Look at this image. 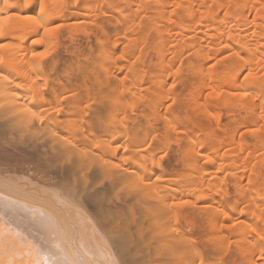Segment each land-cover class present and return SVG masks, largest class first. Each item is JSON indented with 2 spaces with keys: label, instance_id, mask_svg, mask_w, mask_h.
Instances as JSON below:
<instances>
[{
  "label": "bare ground",
  "instance_id": "obj_1",
  "mask_svg": "<svg viewBox=\"0 0 264 264\" xmlns=\"http://www.w3.org/2000/svg\"><path fill=\"white\" fill-rule=\"evenodd\" d=\"M106 1L109 3V0H79V3L75 2V0H41L45 4L44 20H41V13L39 12V5L36 0H7V3H5V0H0V16L12 17L8 21V24L5 25V35L0 36V44L4 45V48L0 49V56H3L6 61L4 65H0V75L7 76L8 80L12 82L10 85L5 83L4 88L9 91L15 90L17 93L15 114L11 111L0 109V191H3L4 195L9 196L12 200H19L21 203L27 204L29 208L40 209L49 213H59L58 219L62 225L67 223L76 226L71 228L68 233L72 244L87 247L90 246L93 240L100 242L104 236H111L109 229L114 222L123 221L126 231L120 237L119 246L113 249V251L118 253V259H124L129 264H158V262H167V264H199L201 260L204 261V264H216V261L220 259V253L213 246L212 241L221 231L223 232V237L229 243L234 242L236 239L238 241L239 239V242H236L239 248L241 244H238L242 243L243 248L240 251L242 262L239 261L241 264H259L257 254L262 245L259 237H256L255 233L251 232V228H256L257 231H260L264 235V216H262L264 214V194H262L264 193V136L257 133L251 139H248L247 136H240L238 133L241 129L244 130L248 126L260 127L264 125V120L260 119L261 113L264 112V87L259 83L246 84L243 80L244 70L248 68H251L257 75H264V72H262L264 70V0H117V3L121 1L119 4H124V9L125 7L128 9L129 13L125 14L127 18L132 16L130 19L143 13L146 16L149 13V7L153 6V11L149 13H153V25L151 24L152 20H149V22L151 21L150 23L148 22L149 25L148 23L145 24L153 26V30L150 29L153 33V41L158 40L159 42L155 45L161 47L160 52H158L160 58L158 61L159 66L157 65L158 62L156 64L153 62L155 64L153 65L157 66V69L155 67L157 71L153 76L152 91L155 99L146 103L145 97L143 95L140 96L142 92L139 91L140 94L137 92L138 97L140 96L142 100L135 99V102H143L141 104L142 108L143 104L146 103L145 107L149 112L151 110L152 114L148 112L150 116H145L146 114L139 107L140 104L136 102L135 111L125 108L130 113L127 114L128 119L125 125L106 123L110 120L118 122L122 118V116L116 113V110H112L114 112H112L113 115L106 114V117L104 113H101L104 116L98 114V117L105 119L100 118L101 126L97 133L93 130L94 128H91L93 123L92 120L91 122L88 120L90 115L87 116L88 118L86 117L87 120H79L80 115L77 117L79 112V104H76L77 100L74 103L75 105L72 104L71 107L74 105L73 109L75 110L76 105H78L75 117L79 118V121L78 123L77 119L73 121V123L76 122L77 124L67 122L70 117L71 120H74L73 116L75 112L73 115V110H68L73 116H66L69 115L67 105L64 100H58L59 96L71 98V95H66L65 92L61 91L63 90L65 80L70 81V78H68L69 73L65 69L63 71H60L61 69L58 70L61 58H63L58 53V48L62 45L59 44L58 38L63 28L45 37L40 24L43 23L45 26L52 27L56 23H59L65 27L67 25L64 22L66 21L68 24L69 21L67 22V20H72L74 17L94 16L95 18L91 17L94 18V21L87 20V22L83 21L82 23V30L87 31L86 29L89 26L86 28V24L96 25L98 20H103L106 17L103 15L104 12L108 14H110L109 11L112 12L111 10H105L106 8H100L104 7ZM177 4L181 5V7H176L175 5ZM98 5L99 7H97ZM116 5H111V8L113 7V10L116 9L117 11L123 7L118 8ZM138 6H140L139 12L136 11ZM96 8H100V10ZM90 11L96 12L94 14L92 12L91 14L89 13ZM27 17H34L35 19H27ZM121 19L122 21L118 19V22L124 24V19ZM137 21L139 20L137 19ZM126 22L129 21L126 20ZM142 22L140 20L136 24L134 23L136 27H133L132 31H129L130 27L123 28L120 31L116 30L113 33L114 36L112 35V37L104 40L105 42L102 44L103 48H101V51H106L105 49H107L108 54H111L110 57L112 58L111 61L105 64L106 70L105 67H102V70L105 72L103 76L106 77L105 81L109 82L108 85H111L110 79H117L118 73L123 71L127 66L128 69L126 70H129L130 75L133 73L132 76H136H134L135 78L131 77L132 80L134 79L133 82H135V85L131 86L136 87V81L139 79H136L137 76L144 78L147 74L148 69H142L145 61H143L145 54H142L147 49L146 45H149L147 43L149 38H151L149 37L151 33L147 34L144 32L143 27L145 25ZM75 23L77 24V22ZM112 23V25L116 26L115 21ZM94 28L96 29L95 26L92 29L94 30ZM125 35L128 37L127 40L124 39ZM117 36L120 37L119 40H117ZM40 38L44 39L43 44L32 43L33 40ZM125 45H127V48ZM249 48L255 50V55L247 51ZM48 49L52 52V55L48 59L42 62L33 60V52H42ZM119 50L120 53L117 56L123 53L125 57L123 60H117L112 57V54H115ZM135 50L139 51V55L137 53V56H135ZM157 51L153 52L157 54ZM73 52L69 53L71 57ZM133 53L135 55H132ZM237 53L240 57H243V60L235 56ZM189 55H194V57L193 59H189L187 64L185 63V58L189 57ZM77 56L79 59V55ZM133 56L143 63L135 59L136 62L133 61L131 65V61L129 62L128 60L130 58L133 59ZM197 57L201 58V60L197 61L194 59ZM209 57H212V59L209 60ZM26 58L30 60H25ZM199 58L197 59L199 60ZM79 61L81 60L77 61L75 73L83 74L82 76L85 77V74L87 76L90 73V71H87L89 64L86 66L88 62L84 61V63H81ZM124 61L129 62L131 66L127 65ZM216 61H219V63L216 64L215 68H212L211 65ZM50 62L54 66H49ZM121 62H124L126 65L124 66L123 63L120 65L119 63ZM138 62L139 65L142 64V68H139V65H137L139 66L138 68H135V64ZM33 63L41 65V70L44 74L43 85L40 79H36L37 74L32 72ZM100 65L102 66V64ZM110 66L113 68L108 69ZM129 67L133 68V72L130 71L131 68ZM173 67L180 68V77L176 75L175 68ZM155 69L153 68V71ZM184 70L187 71L186 76L194 78L193 82L197 87L193 89L195 92L197 91L196 95L194 93L195 97L193 99L190 98L192 94L189 97L190 101H192V103L190 101L189 103H191V106L193 104L192 108H189L192 114H189L190 112L187 111L189 103L188 101L185 102L183 98L186 94L183 96L182 91L179 90L181 91L180 97L182 96L179 98V94L177 95L176 91H174V94H172L173 90L172 92H168L170 79L178 77L180 79H178L179 82L184 81L186 76L184 77L181 74ZM51 72L54 74V77L52 75V79L50 78ZM93 74H91V77H93ZM126 75L130 76L129 74ZM103 76L99 77L98 75V78H101L100 82H103ZM33 79H35V84L32 83ZM118 79L121 78L119 77ZM83 80L84 78L82 77ZM16 83H23L31 87H41L44 98L42 100L38 96L33 98L29 87L15 89ZM142 84L144 83H141L140 86ZM118 85L120 86V84ZM124 85L127 87L128 84ZM209 85L218 92L224 93L220 100H209L208 92L211 90ZM240 85H244V87L241 88ZM59 87L62 93L59 90L57 91ZM66 87L68 88V86ZM102 87L104 86L102 85ZM111 87H113V83ZM114 87L113 89H116ZM126 87V92L132 90L129 86V88ZM186 88L188 90V87ZM73 90L76 92L77 89ZM245 90L250 93L248 97H243L242 95L233 97L229 95L233 91L243 92ZM120 91L122 90H118V92ZM132 91L131 95H129L130 97L132 93L138 90ZM188 91L191 92L190 90ZM123 92L125 93V91ZM129 92L127 93L129 94ZM112 93L115 94V91H111ZM146 93L148 92L146 91ZM74 94L76 93L72 95L75 96ZM168 95H171L178 105L185 102L183 105L186 104L184 107L188 113L184 115L185 111L183 110L184 113L181 112L185 116L181 115L184 118L182 121H180L182 118L179 119L181 117L179 115L181 111H179V107L173 108L172 106V108H169L166 106L162 108V105L164 106L166 102H169L167 99ZM202 97L203 99H201ZM125 98L128 100L127 97ZM6 99L10 98L0 97V103ZM122 99L124 100V98ZM181 99L183 102H180L182 101ZM116 100L114 99L115 103L118 102ZM55 101L56 103L53 104ZM78 101L80 100L78 99ZM125 101L124 103H126ZM199 101L201 102L200 104ZM128 102L127 104L130 103ZM26 104L33 111H41V109L46 111L43 124L39 122L29 124L26 122V114L20 111ZM183 105H181L182 108ZM115 106L117 107V105ZM123 106L121 104V107ZM196 106L200 107L196 108ZM6 107L8 106L6 105ZM57 107L61 111H54ZM223 108L227 109L225 115L228 121L226 122H222L223 119L221 120V110ZM92 109L94 110V108ZM117 109L122 108L117 107ZM242 109L246 111L244 116L239 117V119L238 117L237 119H233L232 117L235 118V113H240L238 111ZM90 112L88 110L87 113ZM207 112H211L214 116L218 117V121L211 119L207 115ZM195 115L201 120H196L197 116L194 118ZM160 119L165 121L166 129L164 130L166 132L169 131L167 133H170V128L174 127L177 133L181 134L179 135L178 144L180 148L176 149L177 151L174 153L176 157H173L175 156L173 155L172 159L169 158V162L171 164L173 162L180 163L183 170L188 169L186 170L188 172L184 171L185 173H183L182 171L181 174H184L182 179L179 180L182 176L180 175L181 171H178L180 177L174 178V176L172 177L173 173L168 172V168L165 170L163 164L152 163L153 148H156L153 142L152 146L154 147L149 148L150 152L147 156L138 153L132 156L129 163H126V165H129V167L125 166L128 169L127 173L122 172V169L125 168V162L121 160L124 165L120 164L121 169L116 170L119 175H117L115 180L109 178L110 186L108 185L109 187L107 188L104 186V189L102 188V184H100L101 187L100 185L97 186L93 178L103 172L106 167L103 162L105 160L109 161V158L117 157L121 153L124 154L123 150L114 152L113 149L117 145H123L128 148V154H130L134 146H143L145 140L152 143L153 139L149 141L150 135L155 138L160 136L159 132H157L159 128H157L159 125L157 122L159 123L158 120ZM94 124L96 125V123ZM77 127L79 128L78 132L75 131ZM146 128L153 129V131L149 133L147 131L144 132L143 129ZM141 131L144 133L139 136ZM218 131H223L226 136L221 137ZM53 132L57 133V136H53ZM172 134L175 135L176 133ZM64 140H70L71 144L65 145ZM88 144H90L89 148L93 146V150L91 149L87 152L89 156L84 161L89 168L86 173L88 182L84 183L82 178L81 180H77V173L81 170L79 152L82 151L81 148H84L86 145L88 146ZM96 144H99L100 147H95ZM84 149V152H86V147ZM69 150L75 153L72 157L76 161L75 165H66L62 159H57L61 152H68ZM156 150L159 151L158 148ZM122 154L121 156H123ZM180 155H182L181 159ZM115 162L118 164L122 163ZM141 164L144 166L141 167ZM180 164L177 166L179 167ZM179 168L182 170L181 167ZM225 171L231 177L229 175L228 177L227 175L220 176ZM5 173L13 179L16 188L11 190L4 189L3 180ZM135 174L143 176L145 184L135 191L120 193L119 198H114L115 194L119 191V189H116L118 184L126 182L125 177H131ZM157 177H162V179L157 180ZM229 177L232 181L231 184ZM176 180H179V182H176ZM243 180H246V183L242 184ZM249 180H251V183H249ZM170 184L173 186H170ZM230 185H233L237 192L242 193L240 195H244L243 200L237 201L235 198L234 202H232L233 198L229 192ZM190 194L195 197L194 201L192 199V203L178 208L173 207L174 204H177L175 203L177 202L175 199H178L179 196L182 199V196H190ZM187 198L185 199L184 197L183 199L187 200ZM123 199L124 201L126 200V204L130 200H134L135 203L133 201L132 203L134 204L128 206L120 204V207H116L117 203H120ZM64 201H69L70 206L65 204ZM114 203L116 204L115 206L113 205ZM198 203L202 205H198ZM122 206L125 209L121 208ZM186 206L192 207L186 208ZM194 209H197L198 212H196L197 210L194 211ZM210 209V226L208 224L202 226L204 228L201 230L204 231L202 234L198 235L190 230L186 231L183 229L186 226L183 225V227L181 225L182 222H186L194 228L197 225L198 214L202 213L201 215H203L205 213L207 215ZM194 213L197 217L196 220ZM223 213L231 216L233 222L239 220L242 223L236 224L234 228L222 230L220 225L227 223ZM129 218H131V223H128ZM93 228L96 230L95 236H93ZM33 232L36 234L35 229ZM40 234L46 233L41 230ZM115 239L116 237H112L109 243H112ZM230 249L232 250V248ZM230 249L223 256V259L228 261L229 264H234L240 254L235 252L236 250L231 251ZM240 257L238 260H240Z\"/></svg>",
  "mask_w": 264,
  "mask_h": 264
},
{
  "label": "snow or ice",
  "instance_id": "obj_2",
  "mask_svg": "<svg viewBox=\"0 0 264 264\" xmlns=\"http://www.w3.org/2000/svg\"><path fill=\"white\" fill-rule=\"evenodd\" d=\"M39 5V12L41 13L40 19L44 20L43 13L45 12V4L41 2V0H36ZM75 2L79 3V0H75ZM7 3V0H5ZM176 7H181V5L177 4ZM99 7V5L97 6ZM136 11H140V6L136 8ZM104 16H107L108 13L104 12ZM12 19L11 16L5 17L0 16V36L5 35V25L8 24V21ZM27 19H35L34 17H27ZM83 23V21H81ZM40 27L43 31L44 36L52 35L59 31V29L63 28L64 25L56 23L55 26L48 27L45 24L41 23ZM101 32H103V27L100 23L96 25ZM133 26L129 28V31H132ZM106 35V33H105ZM120 37L117 36V40ZM125 40L128 39L127 35L124 37ZM103 44V41H99ZM33 44H43L44 39H36L32 41ZM127 48V45H125ZM4 48L3 44H0V49ZM249 53L255 55V50L249 48L247 50ZM52 55L50 49L42 51V52H33L32 57L33 60L44 61L48 59L49 56ZM240 60H243V57H240L239 54H235ZM111 58V57H109ZM124 54L121 53L116 57L117 60H123ZM209 60L212 57L208 58ZM6 61L3 56H0V65H4ZM219 61H216L211 65L212 68L216 67ZM49 66H54L51 64ZM180 68L175 69V73L178 76L180 74ZM32 72L37 74L36 79L41 80V84L43 85V72L41 70V65L33 63ZM264 72V70H262ZM243 80L246 84H256L259 83L262 87H264V75H257L251 68L244 70ZM11 84L12 82L8 80L7 76L0 75V97H8L10 99H6L4 102L0 103V109H5L6 111H11L13 114L16 113V96L17 93L15 90H7L4 88V84ZM35 84V79L32 81ZM238 83V82H237ZM24 87H29L32 92L33 98L39 97V99H43V91L41 87H31L29 85L23 83H16L15 89H20ZM211 88V86L209 85ZM241 88L244 85H240ZM176 88V83L172 82L168 86V92H172ZM135 96V93H132ZM223 92H218L215 88H211L208 92V98L211 101L220 100L221 96H223ZM230 96H243L248 97L250 95L249 91L245 90L243 92L233 91L229 93ZM61 100H67V96L58 97ZM167 99L170 101L168 104L169 108H172L177 102L171 95L167 96ZM6 105L8 107H6ZM90 107L89 104H85V111L83 115H88L86 109ZM128 109L135 111L136 105L135 103H129L126 106ZM21 112L26 114V122L31 124L33 122H39L40 124L44 123L46 111L41 109V111H33L32 108H29L24 105L23 108L20 109ZM54 111L59 112L61 109L59 107L55 108ZM207 115L213 119L218 121V117L214 116L211 112H207ZM128 117L126 114H122V118L116 122L114 120L107 121L106 123H119L120 125H125ZM261 120H264V112L261 113ZM75 131H79V128H75ZM171 133H176L175 135H171ZM257 133H260L264 136V125L260 127H252L248 126L243 131H240L238 134L240 136L252 135L255 136ZM53 136H57V133L53 132ZM150 139H156L155 137H151ZM65 145L71 144L70 140L63 141ZM179 144V133L173 127L170 128V133L168 136H165L161 142L153 148L152 152V163L153 164H161L166 160L169 156V150L173 149L174 145ZM95 147L99 148L100 145L96 144ZM110 147V146H109ZM152 144L145 140L143 146L136 145L132 149L131 154H127L129 152L128 148L123 145H117L113 151L123 150L126 154L121 157V159L127 163L132 159L133 155L138 153L145 154L147 156V149L152 148ZM159 149L157 151L156 149ZM175 150V149H173ZM75 153L72 150L68 152H61L57 157L58 160L62 159L63 163L66 165H75L76 161L73 160V155ZM89 154L84 151L79 152V163L81 164V170L77 173V180H83L84 183L88 182V177L86 175L89 170L88 166L84 163V161L88 158ZM104 165L106 166L103 172L100 175H97L93 178V181L97 184H103L104 181L109 178L115 180L119 173L116 170L121 169L120 164H112L110 161L105 160ZM144 165L141 164V167ZM128 169H122L123 173H127ZM219 171V169H218ZM126 181L123 183V186L119 188V191L115 194L114 198H119L120 193L132 192L139 189L142 185L145 184V178L139 174H135L131 177H125ZM157 180L162 179V177H157ZM71 183V182H70ZM251 183V180H249ZM4 189L11 190L16 188V184L12 178L8 177L5 173L3 180ZM223 191V189H221ZM264 194V193H262ZM65 204L70 206L69 201H64ZM189 201L181 200L177 204H174V208L182 207L187 205ZM0 264H129L128 261L124 259H118V253L113 251V249L117 248L120 244V237L125 233L126 228L123 221L114 222L109 229L111 236H104L100 242H93L90 246H82L77 244H72L69 238V231L71 228L76 227L71 224H61L59 221V213H49L46 211H42L40 209L29 208L27 204L21 203L19 200H12L9 196L4 195L3 191H0ZM79 211V210H78ZM242 211V210H241ZM225 220L227 223L220 225L221 229L234 228L236 224H240L239 220L233 222L231 216L227 213H223ZM264 216V214H262ZM128 223H131V218H129ZM35 229L36 234H34L33 230ZM41 230H43L46 234H40ZM251 232L255 233L256 237H259L261 247L260 251L257 254L259 258V264H264V235L261 234L260 231H257L256 228H251ZM96 235V230L93 228V236ZM112 237H116V239L109 243V240ZM213 246L220 253V259L216 261V264H229L228 261L223 259V256L226 252L232 248V244L229 243L224 237L223 232L221 231L212 241ZM158 264H167V262H158ZM199 264H204V261L201 260Z\"/></svg>",
  "mask_w": 264,
  "mask_h": 264
},
{
  "label": "rangeland",
  "instance_id": "obj_3",
  "mask_svg": "<svg viewBox=\"0 0 264 264\" xmlns=\"http://www.w3.org/2000/svg\"><path fill=\"white\" fill-rule=\"evenodd\" d=\"M116 3H117V0L115 1V0H109V3L106 1V3H105V5H104V7H100V8H102V9H104V8H106L105 10H111L112 12H110L109 11V13L110 14H108V16H106V17H104V19L105 18H107L106 20H98V23H100L101 25H102V27H103V31L104 32H101L100 31V29H98L97 27H96V25L98 24H96V25H89V24H84L85 26H86V28H87V26H89L88 28H89V30H88V28L86 29L87 31H83L82 29V27H83V25H82V23H81V20L82 21H84V22H87V20L88 21H94V16H79V17H74V19L72 18V20L70 19V20H67V22H68V24L66 23V21L64 22L65 23V25H67V26H65V27H63V29L61 30V34H60V37L58 38V40H59V44L61 45V46H59V48H58V53L60 54V56H62L63 58H61V61H60V65H59V69L58 70H60V71H63V69H65L69 74H68V78H70V81L68 82L67 80H65V83H64V86H63V90H61V91H63V92H65V94L66 95H71V98H68L67 100H64V102H65V104L67 105V111L69 110H73V115H74V112H75V115L73 116V115H71V113H69V111H68V113H69V115H66V116H68V117H70V115L71 116H73V118H74V120H71L70 118H68L69 120H71V121H67V119H65L67 122H72L73 123V121H75L76 119H77V123H78V121L79 120H81V119H85V120H87V116L88 115H90L89 116V118H88V120H90V122H91V120H92V123H93V125L91 126V128H94L93 130H95L97 133L99 132V129H100V126H101V124H100V118H103V117H98V114L100 115V116H104L105 115V117L108 115V114H112L113 115V111L114 110H116L117 112V114L119 115V116H122V114H124L125 112V114L127 115L129 112H127L126 111V109L125 108H127L126 106H127V102L129 101L130 102V99H131V97H133L132 99H131V102L130 103H139L140 105H139V107L141 108V110H142V112L144 113V114H146L145 116H150V114H152L151 112V110H150V112H149V110L145 107V104L146 103H148V102H151V101H153L154 99H155V97H153V80H154V73H156V69H157V66H154L159 60H160V58H159V53L158 52H160L159 50H160V48L161 47H158L159 45H155L156 43H158L159 41L158 40H154L153 41V33H152V30H153V26H148L149 25V23L151 22H149V20H152L153 19V13H151V14H149L150 12H152L153 11V6H151V7H149V9H148V14H146V16L144 15L145 13H143V14H140V15H138L137 17L136 16H134L135 18H132L133 19V21H132V19H130L132 16H130V17H128L127 18V16H126V14H128L129 12H128V9H126V7H125V9H124V4H119V3H121V1H119V3H117V5H116ZM116 5V6H118V8H121V6H123L120 10H117L116 11V9L115 10H113L114 8L112 7L111 8V5L113 6V5ZM100 8L98 9V8H96L97 10H100ZM123 9V10H122ZM96 10V11H97ZM149 10H151V11H149ZM96 11H90L89 13H91L92 14V12H93V14H94V12H96ZM115 11H116V13H115ZM120 12V13H119ZM128 12V13H127ZM126 13V14H125ZM112 16H113V18H112ZM118 16H122V17H118ZM91 17H94V18H91ZM125 17H126V19H125ZM76 18V19H75ZM112 18V19H111ZM121 18H123L124 19V24H120L119 22H118V19H120L121 21H122V19ZM111 19V20H110ZM129 19V20H128ZM136 19V20H135ZM137 19L140 21V20H142L143 22V24L145 25L143 28V30H144V32H146L147 34H149V33H151V34H149L150 36L149 37H151V38H149V41H148V43L147 44H149L148 46L146 45V47H147V49H145V53L143 52V54L142 55H144L145 54V57H147V58H143V61H144V63L142 62V61H139V60H137L138 58L136 57H132L133 59H131L130 57V59L128 60L129 62H130V64L132 65V63H133V61L134 62H136L135 61V59L137 60V61H139V62H141V63H143L144 65V67L142 68L141 66H142V64L141 65H139V62L138 63H136L135 64V68H138L139 66V68H142V69H148V72H147V74L144 76V78H142L141 76H137V78L136 79H138L139 80V82H138V80L136 81L137 82V84H136V87H138V88H136L135 86H131V85H135L134 83L135 82H133L134 81V79L132 80V78L131 77H134V76H132V74L133 73H131V75H130V72H129V70H126V69H128V66L127 67H125L124 69H123V71H121V72H119L118 73V75H117V77L119 78H121V79H110V84L111 85H108L109 84V82H107V81H105V79H106V77H104L103 76V73H105L104 72V70H102V67L104 68L105 67V70L107 69L106 68V65L105 64H107L109 61H111L112 60V58H109L108 59V57H110V55L108 54V51H107V49H105L106 51H101V48H103L102 47V44L99 42V40L101 41H103V42H105L104 40H107V38L108 37H112V35L114 36V31H120V30H122L123 28H127V27H132L133 26V24H132V22L133 23H135L136 24V22H139V21H137ZM145 19H147V20H144ZM108 20V21H107ZM113 20V21H112ZM126 20L127 21H129V22H126ZM135 20V21H134ZM107 21V22H106ZM115 21V24H116V26L115 25H112V24H114V23H112V22H114ZM132 21V22H131ZM72 22V23H71ZM75 22H77V24L75 23ZM122 22V23H123ZM149 22V23H148ZM69 23H71L70 25H69ZM78 23H80V24H78ZM112 23V24H111ZM118 23H119V25H118ZM129 23V24H128ZM148 23V25H146V24ZM153 23V20H152V22H151V24ZM74 24H76V25H74ZM134 24V25H135ZM138 24V23H137ZM150 24V25H151ZM121 25H122V27H121ZM153 25V24H152ZM69 26H70V29H69ZM75 26V27H74ZM96 27V29L94 28V30L92 29L93 27ZM147 26V27H146ZM92 27V28H91ZM116 27V28H115ZM136 27V26H135ZM150 27V28H149ZM65 28V29H64ZM147 29V30H146ZM150 29H152V30H150ZM69 30H72V31H69ZM85 32V33H83V32ZM151 31V32H150ZM88 32H90V33H88ZM73 33V34H72ZM104 33H107L106 34V36H105V34ZM111 35H110V34ZM116 33V32H115ZM66 34H67V36H66ZM84 34V35H83ZM102 34H104V36H102ZM66 36L65 38H64V36ZM71 36V37H70ZM62 38V39H61ZM97 38H99V39H97ZM105 38V39H104ZM98 40V42H97V40ZM107 42V41H106ZM92 44V45H91ZM123 44H124V42H123ZM122 44V46H124ZM65 46V48H64V46ZM80 45V46H79ZM82 45V46H81ZM154 45V46H153ZM67 46V47H66ZM101 46V47H100ZM121 46V47H122ZM157 46V47H156ZM62 47V48H61ZM68 47H71V48H68ZM96 47V48H95ZM148 47H150L149 49H148ZM67 48V49H66ZM75 48V49H74ZM78 48H79V50H78ZM107 48V47H106ZM153 48H154V50H153ZM156 48V49H155ZM72 49V50H71ZM71 50V51H70ZM97 50H99V51H97ZM108 50H109V48H108ZM156 50H158L156 53L158 54V56H157V54H155V52H153V51H156ZM67 51V52H66ZM70 51V52H69ZM74 51V52H73ZM101 51V52H100ZM136 51V55H135V53H133L132 55H135V56H137V53H138V55H139V51L137 52V50H135ZM71 52H73L72 54V57H71V54H69V53H71ZM97 52V53H96ZM99 52V53H98ZM118 52V53H117ZM115 54H112L113 56L112 57H114V58H116L115 56H117L119 53H120V50L119 51H117ZM69 54L70 55V57H68L69 55H67V54ZM76 53V54H75ZM88 53V54H87ZM103 53V54H102ZM105 53V54H104ZM109 53H110V51H109ZM154 53V54H153ZM61 54H63V55H61ZM100 56H99V55ZM65 55V56H64ZM77 55H79V59H78V56ZM89 55V56H88ZM156 55V56H155ZM131 56V55H130ZM141 56V55H140ZM82 57V58H81ZM158 57V58H157ZM193 57H194V55H189V57H187V58H185V63H187L188 64V60L189 59H193ZM65 58V59H64ZM88 60H87V59ZM197 58H199V57H197ZM197 58H194L195 60H197V61H200L201 60V58H199V60L197 59ZM148 59V60H147ZM25 60H30L29 58H26ZM78 60H81V61H79V62H81V63H84V61H86V62H88V63H86V66H87V64H89L88 66H87V68H88V70L87 71H90V73L91 74H93V72H94V74L92 75L93 77H91V74L89 73L87 76H86V74H85V77H86V80H85V77L84 76H82L81 74H77V73H75V68L77 67V61ZM108 60V61H107ZM76 61V62H75ZM90 61V62H89ZM94 61V62H93ZM97 61V62H96ZM107 61V62H106ZM95 62H96V64H95ZM101 62V63H100ZM103 62V63H102ZM125 62V61H124ZM121 62V63H119L120 65L123 63V65L125 66L126 64L125 63H127V65H130L129 64V62ZM155 64H154V63ZM74 63V64H73ZM95 64V65H94ZM100 64H102V66L100 65ZM154 64V65H153ZM130 65V66H131ZM137 65H139V66H137ZM158 66H159V62H158V64H157ZM75 66V67H74ZM90 66V67H89ZM94 66H96V67H94ZM147 66H148V68H147ZM185 66H186V64H185ZM184 66V67H185ZM73 67H74V69H73ZM155 67H156V69H155ZM100 68H101V70H100ZM110 68H113L112 66H110L108 69H110ZM129 68H131L130 69V71L131 72H133V68L132 67H129ZM153 68L155 69L154 71H153ZM173 68H175L176 69V67H173ZM69 69V70H68ZM94 69V70H93ZM183 69H185V68H183ZM64 70V71H65ZM99 70V71H98ZM98 71V72H97ZM102 72V76H103V82L101 81L100 82V80H101V78L99 79L98 78V75H99V77H102L101 76V72ZM129 73H128V72ZM138 71H140L139 69H138ZM184 71H186V70H184ZM181 72V74H183L184 75V77L187 75L186 73H187V71L186 72ZM125 72H127V73H125ZM71 74V75H70ZM73 74V75H72ZM126 74H129L130 76L128 77V75H126ZM52 75H53V77H54V74H53V72H51V75H50V78L52 79L53 77H52ZM94 75H95V77H94ZM125 75V76H124ZM182 75V76H183ZM189 75V74H188ZM72 76H74V77H72ZM127 76V77H126ZM181 76V77H182ZM82 77L84 78V80L83 81H85L86 82V84H85V82H83L82 81ZM124 77V78H123ZM136 77V76H135ZM134 77V78H135ZM152 77V78H151ZM178 77H180V75H178ZM178 77H174V78H172V79H170L169 80V82L170 83H172V82H175L177 85H176V88H175V90H173V93L172 94H174V91H176V94L178 95L179 94V98H181L180 97V92L181 93H183V98L185 99L184 101L186 102V101H188V103H189V101L191 100L190 98H192L193 99V97H195V95H196V92H195V90H193V89H195V88H197L196 86H195V84H194V78L192 77V76H186V78L184 79V81H186V82H184V81H180V82H182V83H180L179 82V78ZM188 77V78H187ZM90 78V79H89ZM127 78V79H126ZM129 78V79H128ZM150 78V79H149ZM190 78H191V80H190ZM125 79H126V81H125ZM159 79H161V78H159ZM175 79V80H174ZM179 79V80H178ZM182 79V78H181ZM90 80V81H89ZM96 80V81H95ZM97 80H98V82H97ZM117 80V81H116ZM130 80V81H129ZM178 80V81H177ZM190 80V81H189ZM107 82V84H105V82ZM128 81H129V83H128ZM132 81V82H131ZM72 84H71V83ZM78 82V83H77ZM117 82V84H115V83ZM125 82H127V83H125ZM144 83V84H142L141 86H140V84L141 83ZM178 82V83H177ZM183 82H184V85H183ZM189 84H188V83ZM193 82V83H192ZM76 84V85H74V84ZM98 83V84H97ZM112 83H113V87L114 88H116V89H113V87H111L112 86ZM131 83V84H130ZM185 83H186V85H185ZM100 84H101V86H100ZM118 84H120V86L118 85ZM124 84H128L127 85V87L129 86H131L130 88H132V90L133 91H135V89L136 90H138V91H136L135 93V97L132 95L131 97L129 96V95H131V91L129 92V91H127V92H129V94L126 92V89H125V85ZM150 84V85H149ZM180 84V85H179ZM191 84H193L194 85V87H193V85H191ZM72 85H73V87H72ZM78 85V86H77ZM102 85L104 86V87H102ZM107 85V86H106ZM124 87H123V86ZM149 85V86H148ZM182 85H183V87H182ZM188 85V86H187ZM66 86H68V88L66 87ZM90 86V87H89ZM106 86V87H105ZM110 86V87H109ZM119 86V87H118ZM147 86H148V88H147ZM75 87V88H74ZM78 87V88H77ZM89 89H88V88ZM119 89H118V88ZM126 87V88H127ZM128 87V88H129ZM185 87H188V90H190L191 92H189L188 90H187V88L185 89ZM189 87H190V89H189ZM192 87V88H191ZM67 90H66V89ZM80 88V89H79ZM112 90H111V89ZM123 88V89H122ZM142 89V91H141V89ZM182 88V89H181ZM61 89H62V87H61ZM73 89H77L76 90V92L73 90ZM125 89V90H124ZM59 90V92L60 93H62L61 91H60V87H59V89H57V91ZM66 90V91H65ZM117 90V91H116ZM118 90H122V91H120V92H118ZM128 90V89H127ZM150 90V91H149ZM179 90H181V91H179ZM193 90V91H192ZM197 90V89H196ZM111 91L113 92V91H115V94L114 93H112L111 94ZM123 91H125V93L123 92ZM132 91V92H133ZM142 92V94H140V92ZM146 91L148 92V93H146ZM185 91H187V92H185ZM68 92V93H67ZM118 92V93H117ZM137 92L140 94V96L141 95H143L144 97H145V101H146V103H145V101H144V103L145 104H143L144 106H143V108L141 107L142 105V103L141 102H138V101H136L135 102V99L136 100H139V101H141L142 99H141V97L139 96L138 97V95H137ZM144 92V93H143ZM151 92H152V94H151ZM179 92V93H178ZM73 93H76V94H74L75 96H73L72 94ZM120 93V94H119ZM194 93H195V95H194ZM111 94V95H110ZM125 94H127V95H125ZM147 94V95H146ZM149 94V95H148ZM151 94V95H150ZM192 94V95H191ZM115 95V96H114ZM147 97H146V96ZM177 95H175V96H177ZM190 95H191V97H190ZM73 96V97H72ZM117 96V97H116ZM150 96H151V98H150ZM187 96H188V98H187ZM59 97H61V96H59ZM116 97V98H115ZM124 98V100L122 99V98ZM125 97H127L128 98V100L125 98ZM137 97V98H136ZM150 98V100H149V98ZM190 97V98H189ZM52 98V97H51ZM74 98V99H73ZM76 98V99H75ZM112 98H113V100H112ZM121 100H120V99ZM147 98V99H146ZM187 98V99H186ZM78 99L81 101H78ZM84 99H86V100H84ZM114 99H119L118 100V102H116L115 103V101H114ZM144 99V98H143ZM153 99V100H152ZM201 99H203V97L201 98ZM50 100H52V99H50ZM59 100V99H58ZM70 100V101H69ZM76 100H77V103L76 104H79V109H78V114H77V117L79 116V118H76L75 116H76V108H77V106L78 105H76V108H75V110L73 109V107H75L74 105V103L76 102ZM116 100V101H117ZM126 100V101H125ZM132 100H133V102H132ZM182 100V99H181ZM53 101H54V99H53ZM124 101L126 102V103H124ZM201 101V100H200ZM199 101V104L201 103ZM88 102V103H87ZM121 102V103H120ZM128 102V103H129ZM180 102H183V100L182 101H180ZM185 102H183V104L185 103ZM191 103H192V101H190ZM203 102V101H202ZM56 103V101L53 103V104H55ZM71 103V104H70ZM120 105H119V104ZM168 103H170V101L169 102H166V104H164V106L162 105V108H165L166 106H168ZM191 103H189L188 104V110L187 111H189L190 112V110H189V108L191 107L192 108V106H193V104H192V106H191ZM216 103V102H215ZM214 103V104H215ZM72 104H74L73 105V107H71L72 106ZM85 104H89L90 105V108L89 109H87V112H88V110H89V112L90 113H88V115H83V112L85 111L84 109V105ZM121 104H122V106L123 107H121ZM177 104V103H176ZM173 105V108H178L179 109V111H180V113H179V115L181 116L182 115V113H184L183 112V110L185 111V114L184 115H186V113H188V112H186V110H185V105H183L182 103H180L181 105H183V108H182V106L181 105ZM199 104H197V105H199ZM216 104H218V103H216ZM215 104V106H217ZM68 105H70L69 107H68ZM115 105H117V107L118 108H122V109H119L120 111H122L121 113H120V111L117 109V107L115 106ZM119 105V106H118ZM81 106V107H80ZM113 106H114V108H113ZM181 106V107H180ZM201 106V105H200ZM200 106H198V107H200ZM100 109V111H98L97 112V110H99L98 108ZM187 107V106H186ZM197 106H196V108H198ZM68 108H72V109H68ZM83 108V109H82ZM92 108H94V110L92 109ZM102 108V109H101ZM104 108V109H103ZM111 108H113V109H111ZM139 108V109H140ZM182 108V109H181ZM82 109V110H81ZM91 109V110H90ZM124 109V110H123ZM103 110V111H102ZM113 110V111H112ZM127 110H129V109H127ZM223 110V111H222ZM221 110V113L223 114H221V120H222V122L223 121H228V118L226 117V111H227V109L226 108H223ZM243 110V111H242ZM242 110H240V111H238V112H240V113H235V118L234 117H232L233 119H237V117H238V119H239V117H242V116H244V114H245V112L246 111H244L245 109H242ZM145 111V112H144ZM82 112V113H81ZM113 112V113H112ZM119 112V113H118ZM150 114H149V113ZM182 112V113H181ZM192 112V111H191ZM189 113V114H192V113ZM244 112V113H243ZM80 113V114H79ZM94 113V114H93ZM101 113H104V115H102ZM115 113V114H116ZM92 114V115H91ZM97 116H96V115ZM107 114V115H106ZM116 114V115H117ZM130 114V113H129ZM82 115V116H81ZM95 115V116H94ZM184 115H182V116H184ZM188 115V114H187ZM237 115V116H236ZM239 115V116H238ZM83 116H85V117H83ZM182 116L179 118V119H181L182 118ZM197 115H195L194 116V118L196 117ZM87 117V118H86ZM185 117V116H184ZM199 117H201V118H203L202 116H199ZM67 118V117H66ZM72 118V119H73ZM91 118H93V119H91ZM79 119V120H78ZM103 119H105V118H103ZM103 119H101V120H103ZM184 118H182L180 121H182ZM196 120H199L198 119V116H197V118H195ZM226 119V120H225ZM201 120V119H200ZM98 121V122H97ZM159 121V123L157 122V124H159L158 126H157V132H159V137H157L154 141L152 140V145H153V142H154V146L156 145H158L159 144V141H161L165 136H168L169 135V133H167V132H169V131H167L166 132V130H164V129H166L165 128V121L163 120V119H160V120H158ZM161 121V122H160ZM76 122H74L73 124H77ZM91 123V124H92ZM94 123H96V125L94 124ZM98 123V124H97ZM156 124V125H157ZM163 126V127H162ZM96 128V129H95ZM143 131L145 132V131H147V133H149V132H152L153 131V129L151 130V129H143ZM143 131H141L140 133H139V136L141 135V134H143L144 132ZM162 131V132H161ZM164 131V132H163ZM221 131V130H220ZM220 131H218L219 132V135L221 136V137H224V136H226V135H224L225 133L222 131V132H220ZM240 131H243L242 129L240 130ZM239 131V132H240ZM162 133V134H161ZM164 133H167V134H164ZM223 133V134H222ZM172 134V133H171ZM222 134V135H221ZM173 135V134H172ZM179 135H181V134H179ZM151 137H153L152 135H150ZM245 137L247 136V138L248 139H251L252 138V135H247V134H245L244 135ZM150 137V138H151ZM149 138V141L151 140ZM162 138V139H161ZM160 139V140H159ZM157 140V141H156ZM159 140V141H158ZM121 141H123V139H121ZM158 144H157V143ZM153 146V147H154ZM175 146V145H174ZM173 146V149H175V150H173V149H170L169 150V155H171L170 157L168 156L167 158H166V160L162 163L163 165H164V168H165V170H167V168H168V172H171V174H172V177L174 176V178H178V177H180V175H182L181 173H182V171H183V173H185V172H188V171H186V170H188V169H185V170H183L182 169V165L180 164V166L179 167H181V169L182 170H180V168L177 166V165H179L178 163H174L173 162V164H171L170 162H169V158H173V157H176V155L174 154L175 153V151H177L176 149H178V148H180L178 145H176L175 147ZM86 147V152H89V150H91L92 148H93V146H91L92 148H89L90 147V144H88V146L86 145L85 146ZM84 147V148H85ZM81 148V147H80ZM84 148H81V150L82 151H85V149ZM93 150V149H92ZM150 152V149H148V151H147V155H148V153ZM129 153V152H128ZM127 153V154H128ZM171 153H173V154H171ZM122 154V153H121ZM121 154L120 155H118V156H120V157H122L121 156ZM124 154H126L125 152H124ZM124 154H122V155H124ZM131 154V153H130ZM173 155H175V156H173ZM118 156L117 157H112V158H109L110 160V162L112 163V164H118V163H116L115 161H118V162H122V163H119V164H122V166L124 165V163H123V161H121L122 159H120V157L118 158ZM173 156V157H172ZM180 157V159H181V157H182V155H180L179 156ZM99 159H101L100 157H98ZM112 159V160H111ZM168 159V160H167ZM115 160V161H114ZM108 161V160H107ZM113 161V162H112ZM131 162V161H130ZM127 163H129V161L127 162ZM167 163V164H166ZM169 164V165H168ZM176 164V165H175ZM125 166H128L129 167V165L127 164L126 165V163H125V165H124V167ZM173 166V167H172ZM162 167V166H161ZM177 169H176V168ZM125 168H127V167H125ZM179 168V169H178ZM175 170V171H174ZM178 171H181L180 172V175L178 174ZM185 171V172H184ZM227 171V170H226ZM226 171L225 172H223L220 176H226L227 175V177H228V175L229 174H226ZM177 172V173H176ZM227 173H228V171H227ZM174 174H176V175H174ZM188 174V173H187ZM186 174V175H187ZM224 174V175H223ZM184 175V174H183ZM183 175L181 176V178H179V180H181L182 179V177H183ZM185 175V176H186ZM230 176V175H229ZM231 177V176H230ZM229 177V182H230V184H231V178ZM173 178V179H174ZM186 178V177H185ZM184 179V178H183ZM109 180L110 179H108V180H106V181H104V183L102 184L103 186H102V188L104 189V186H106V188L107 187H109L110 186V183H109ZM179 180L177 181L176 180V182H179ZM185 180V179H184ZM127 182V181H126ZM173 182H175V181H173ZM244 182L246 183V180L244 181L243 180V182H242V184H244ZM107 183V184H106ZM123 183H125V182H120L119 184H118V186H117V188L116 189H119L120 187H122L123 186ZM183 183V182H182ZM173 185H174V183H172ZM172 184H170V186H173ZM109 185V186H108ZM97 186H99V185H97ZM192 186V185H191ZM190 186V188L192 189V187ZM100 187H101V185H100ZM193 187H194V185H193ZM101 189V188H100ZM143 189V188H142ZM141 189V190H142ZM102 190V189H101ZM233 191V192H232ZM229 192H230V194H231V197L233 198L232 199V202H234V200H235V198L237 199V201H239L240 199H242L243 200V196L244 195H240V194H242V193H239V192H237L236 191V189H235V187L233 186V185H230V187H229ZM236 192V193H235ZM233 193V194H232ZM241 196V197H240ZM180 197V196H179ZM178 197V199H175V201H177V202H175V203H178L179 201L178 200H185L187 197H189V198H187V201H189V203H192V199H193V201H194V199H195V197L194 196H191V194H190V196H188V195H185L184 197H185V199H183L184 197L182 196L181 198L182 199H180ZM114 201H116V200H114ZM126 201V200H125ZM124 201V199L120 202V203H117V202H115V203H117L118 205H116L115 203L113 204L114 206L116 205V207L117 206H119L120 204L122 205H130V204H134L135 203V201L134 200H130L129 202H131V203H129V202H127L128 204H126V202ZM128 201V200H127ZM134 201V203H132ZM240 202H242V201H240ZM189 203L187 204V205H189ZM201 203H198V205H200ZM120 205V206H121ZM202 205V204H201ZM119 206V207H120ZM124 206H122L121 208H124ZM127 206H126V209H127ZM188 206H186V208H187ZM190 207H192V206H189L188 208H190ZM125 209V208H124ZM185 210H187V209H185ZM197 209H194V211H196ZM198 210H199V208H198ZM198 210L196 211V212H198ZM125 211H127V210H125ZM211 213V209H210V211L208 212V214L206 215L205 213H203V215H201L202 213H200V214H198L199 216H197L196 217V215H195V213H194V215H192V216H194L195 217V220H196V218H197V220H196V222H197V227L195 226L194 228H192L191 226H189L186 222H182V226L184 225V226H186V227H184L183 229L184 230H186V231H188V230H190V231H192L193 233H195V234H198V235H200V234H202L204 231H201L202 229H204V228H202V226H205V224H208V226H210V214ZM197 214V213H196ZM210 214V215H209ZM200 217H202V218H200ZM204 217V218H203ZM208 217V218H207ZM206 221H208V222H206ZM190 227V228H189ZM199 227H201V228H199ZM197 228H199V229H197ZM196 229V231H194ZM199 231V232H198ZM197 232V233H196ZM237 240V239H236ZM234 241V242H232L231 244H232V250H236L235 252H237V253H239L240 255H239V257L241 256V252L240 251H242L241 249L243 248L242 247V243H239L238 245H240V248L237 246V243L239 242V239H238V241ZM237 242V243H236ZM231 250V249H230ZM231 250V251H232ZM228 257V256H227ZM239 257H238V259H239ZM237 259V260H238ZM235 260V261H233V262H235L234 264H241L240 262H242V259H241V257H240V260ZM240 261V262H239ZM238 262V263H237Z\"/></svg>",
  "mask_w": 264,
  "mask_h": 264
}]
</instances>
